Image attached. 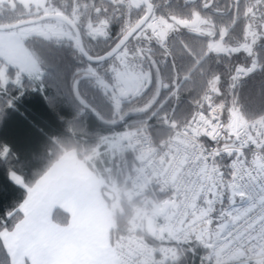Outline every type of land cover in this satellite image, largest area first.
Returning <instances> with one entry per match:
<instances>
[{"label":"clouds","instance_id":"clouds-1","mask_svg":"<svg viewBox=\"0 0 264 264\" xmlns=\"http://www.w3.org/2000/svg\"><path fill=\"white\" fill-rule=\"evenodd\" d=\"M43 3L44 0L37 2L41 12ZM46 3L49 9L55 10L53 0H46ZM120 4L127 7L125 0H120ZM138 5L137 15H142L149 5L155 15L157 5L152 0H138ZM106 19L112 20L111 17ZM116 19L123 33L128 21ZM205 20L207 23L202 27L209 34L208 39L220 40L224 25L216 23L212 15H206ZM88 35L91 37L89 51L104 42L92 37L91 33ZM105 37L111 39V28L105 30ZM36 39L39 38L33 36L26 40L24 46L32 51L31 44ZM45 42L58 47L55 41ZM237 47L239 43L233 44L229 52ZM88 54V51L83 52L85 56ZM200 59L205 57L201 55ZM208 59L216 67L200 68L205 84L196 104L203 108L204 101L210 100L224 125L229 124L232 113H238L244 121L241 134L246 135L249 127L257 132L258 144L249 152V163L264 171V163H261L264 162V138H261L264 137V94H261L257 112L249 111L244 98L249 76L257 71L264 73V59L256 50L251 57L246 54L247 63L234 62L228 52ZM190 75L191 69L180 76L174 74L171 80L161 75L140 95L121 96L119 108H115L107 121L123 126L108 134L90 130L82 114L77 113L71 119L60 117L63 134L49 135L41 151L33 153L30 159H22L7 145L0 144V150L5 146L10 150L7 159H0L7 166V176L16 172L26 178L30 187L37 189L70 151L63 144L65 139L74 137L77 160L91 173L100 200L112 211L109 242L120 264H260L264 260V224L261 223L264 198L255 203L242 198L241 204L233 207L235 201L230 197L228 207L219 212L215 208L216 200L208 199V192L213 190L209 185L223 178L221 169L233 168L237 175L240 174L242 163L227 164L221 155L239 149L227 143L223 148H210L199 136L180 140V133L171 127L169 114L164 111L168 104L180 98L177 81H188ZM7 106V103L0 104V115L5 113ZM150 118H155L159 125L156 131L166 132L158 140ZM205 152L213 156L211 163L207 162ZM216 155L221 158L216 159ZM33 163L38 166L31 167L29 174ZM142 176L146 177L143 182ZM25 199L27 193L23 192L22 199H13L5 207L0 215V232L13 233L17 230L15 225L26 219L21 210ZM9 219L12 223L4 228ZM68 219L70 217L60 223ZM251 224L256 226L254 235L250 233L255 241L251 248L247 247V237L244 241L235 236L233 240L227 239L234 233L247 232Z\"/></svg>","mask_w":264,"mask_h":264},{"label":"trees","instance_id":"trees-1","mask_svg":"<svg viewBox=\"0 0 264 264\" xmlns=\"http://www.w3.org/2000/svg\"><path fill=\"white\" fill-rule=\"evenodd\" d=\"M152 2L157 5L153 16L159 17L169 25L168 34L165 35L164 39H152L148 29L142 32L143 28L123 50L127 49L133 55L142 56L138 61L142 69L146 70L148 68L145 64L146 61L152 62V79L146 89L151 88L161 75L171 80L174 74L180 76L191 69L188 81L182 79L177 81L180 84L179 100L168 104L164 109L169 114V121L180 127L194 118L199 108L196 100L199 98L205 84V78L200 73V68L205 66L216 67L214 62L208 58L222 55L205 51L209 34L202 27L204 23H201V20H205L206 15H212L215 17L216 23L228 28V34L222 40L223 43L230 46L237 43L240 45L244 39L247 22L243 15V6L252 3L253 0H240L242 5L240 11H237L235 7L236 0H152ZM54 3L61 10L66 7L68 13L71 12L74 4L80 5L81 12L84 11L83 5L87 4L89 6L86 21H84L83 16L78 21H73L70 16L67 17L77 27H80L81 22L85 24L95 22L98 25L100 21L108 17L112 18L111 21L106 19L108 22L105 24L108 28H111V39L104 37V39H101L104 41L103 43L91 47V51H89L90 39L83 38L82 45L91 57L106 53L145 13L144 10L142 15H137L135 9L139 5H134L129 0H125L126 8L121 6L120 0L118 5H113L111 1L103 2L100 0H54ZM205 3L213 5V7L206 9L203 7ZM92 5L100 10L99 14L92 8ZM113 9L115 10L114 14ZM218 11L223 15H219ZM197 12L200 14L199 19L195 14ZM236 16L239 19L233 26L232 19ZM28 17H32V15H29L19 4L12 9L0 7V24H11L25 20ZM116 18L128 21L127 28L123 33L119 29ZM194 18L198 19L196 27L198 31H194V27H179L172 21V19H175L181 22H190ZM229 25L230 27H228ZM115 28L118 29V36L115 40H112V31ZM138 34L140 35L138 36ZM31 39L32 37L27 40ZM45 41H55L58 47ZM159 41L162 43H158ZM31 50L38 58L42 69L38 80H30L26 76L17 78L15 77L16 69L12 67H7L4 85L1 84L0 79V104H8L5 113L0 115V120H2V123H0V144L7 145L12 152L19 154L22 159H30L33 153L38 154L41 151L49 135L63 134L64 125L59 121L60 117L71 119L77 113L82 114V118L86 121L89 129L97 131V134H108L123 126L122 124L114 125L107 121V117L114 111L115 107L111 95L98 84V76L85 71L89 67L107 69L106 73L103 72L105 79L109 82H117L120 85L118 76L123 75L117 72L115 78L112 77L115 72L112 67L115 58L101 65H89L83 60L77 48L71 42L57 39H36L32 41ZM255 50L258 56L264 59V41L257 43ZM201 55L205 57L204 60L200 59ZM229 55L233 56L234 62L247 63L246 53L244 52L230 53ZM2 66L3 63L0 59V71ZM22 78L23 87H19L17 81ZM134 78L136 76L133 73H128L126 79L131 80ZM138 82L135 81V84ZM5 86H7V90L4 92ZM261 94H264V73L257 71L249 76L244 89L245 103L249 111H259ZM232 114L243 121L238 113ZM177 121H179V124ZM150 123L153 125L154 136L157 140L160 136L166 135L163 129L156 131L159 129V125L156 123L155 118H150ZM63 144H66L70 151L75 152L76 140L74 137L66 138ZM129 160H131V157H129ZM36 166L38 164L33 163L29 167V174L31 167ZM121 166L123 167V165ZM129 167H131V164H129ZM221 171L225 183V197L217 212L228 207L230 197L235 203L240 202V198H237L234 194L228 170L221 169ZM22 198L23 189L14 185L8 179L7 166L0 160V215H3L5 207L13 199L20 200ZM66 217H69L68 213L59 208L52 212V220L56 224L66 225L69 219L66 223H60ZM0 241H2L1 236Z\"/></svg>","mask_w":264,"mask_h":264},{"label":"rangeland","instance_id":"rangeland-1","mask_svg":"<svg viewBox=\"0 0 264 264\" xmlns=\"http://www.w3.org/2000/svg\"><path fill=\"white\" fill-rule=\"evenodd\" d=\"M129 1L130 3L138 6V0ZM37 2L38 0H2V2H0V6L5 4L12 9L16 5L21 4L22 6L32 8L34 12L33 14H35L37 13ZM159 21L160 25L154 28V30L157 31L156 36H151V31L154 30L148 23L144 27L142 32L148 29L149 35L152 39H164L165 35L168 34L167 30L169 29V25H167L160 18ZM197 24L198 23L193 26L194 31H198V28H196ZM98 25H101V23H99ZM42 32L46 33V35H42ZM139 35L140 34H138V36ZM33 36L44 39H70L69 31L62 27V25L54 23L52 21H49V23L47 24L38 23L35 25L17 28L11 31H0V59L3 63L0 71V79L2 85L5 84L7 67L16 69L15 77L17 78H21L23 76L35 80H38L40 78L42 69L39 65V60L31 51L28 50V48L24 46V42L28 38ZM158 43L162 42L159 41ZM218 43L224 50H214V46ZM231 47L232 46L223 43L221 39H209L206 42L205 51L214 54H224L226 52H228L229 54L237 53L229 52V49ZM140 58H142V56L135 54L133 55L127 49H125L115 57V60L112 64V67L115 69V72L112 76L113 78H115V74L117 72H120L125 79L128 77V73H133V75L136 76L135 81L139 82L137 84H135V81L132 82V96L140 95L148 87L152 79V62H145L146 66H148V68L145 70L144 68L142 69L140 67V64L138 62ZM85 71L86 73L98 76V84L110 93L113 102V98L119 101L120 97L117 95V92L122 93L124 90L117 82H109L107 81V79H105V75H103V72L107 71V69H96L89 67ZM114 105L115 110V102ZM69 155L73 156L76 155V153L74 151H71ZM70 181L72 182L71 190L73 191V195L70 198L69 206L71 208V214L75 215L71 227L74 230L78 231V234L75 237L76 242L73 241V243L75 242L74 246L94 245V247L102 251L111 249L109 242V228L111 224L112 211L100 200L99 196L93 192L94 188L92 184L86 185L87 192L85 196L81 195L77 197L74 193L77 190V187L80 185V181L91 182L94 181V178L92 176H88V178L85 179L84 177H81L80 174H78L75 175V177ZM72 255L74 256V253H72ZM107 257L113 258L109 254H107ZM103 259L104 255L101 259H97V263L101 262ZM13 260H15L16 262V259H14V255ZM28 260L31 264L32 262H34L33 257Z\"/></svg>","mask_w":264,"mask_h":264},{"label":"crops","instance_id":"crops-1","mask_svg":"<svg viewBox=\"0 0 264 264\" xmlns=\"http://www.w3.org/2000/svg\"><path fill=\"white\" fill-rule=\"evenodd\" d=\"M70 152L62 157L37 187L28 205L27 224L12 234L1 236L5 248L16 259V262L13 260L14 264H31L28 259L32 257V264H117L111 244V249L105 251L94 245L74 246L78 231L71 227L75 215L71 214L69 206L73 195L70 180L78 174L85 179L92 175L77 160L76 155H69ZM89 184L93 185V192L98 195L95 181H80L75 196H85L86 185ZM57 208L68 213L70 219L66 225L53 222L52 212ZM107 254L113 258L107 257ZM103 255L104 259L97 263V259Z\"/></svg>","mask_w":264,"mask_h":264},{"label":"built area","instance_id":"built-area-1","mask_svg":"<svg viewBox=\"0 0 264 264\" xmlns=\"http://www.w3.org/2000/svg\"><path fill=\"white\" fill-rule=\"evenodd\" d=\"M150 25L154 30V28L160 25L159 19L153 18ZM151 32L152 36L157 35L156 30ZM169 123L173 129H177L180 133V140L189 136H199L210 148H223L227 143L234 144V146L239 149V151L221 154L225 157V162L227 164H231L233 161H235L236 164L242 163L239 175L234 172L233 168H228L234 194L237 198H240V202H236L233 207L240 205L242 198L245 202L250 201L253 203L264 198V171L257 170L249 163L251 159L249 152L251 149L256 148L258 142L257 132L249 127L247 134L242 135L240 129L244 121L232 117L228 125L221 124L218 119V113L213 110L211 101L207 100L204 101L203 108H198L195 117L184 125L177 127L170 121ZM217 141H219V144H217ZM244 141H247V143H244ZM204 155L207 157V162L211 163L213 156L208 155L207 152H205ZM221 155H216L215 158L219 159ZM148 175H150V173H148ZM145 179L146 177L144 176L140 177L141 182ZM209 187L213 190L208 192V199L216 200L215 208L217 210L223 203L225 197L224 178L215 184L209 185ZM114 254L117 264H120L119 256L115 252Z\"/></svg>","mask_w":264,"mask_h":264},{"label":"snow or ice","instance_id":"snow-or-ice-1","mask_svg":"<svg viewBox=\"0 0 264 264\" xmlns=\"http://www.w3.org/2000/svg\"><path fill=\"white\" fill-rule=\"evenodd\" d=\"M0 2H2V0H0ZM40 7L43 8L42 12L39 11L38 6L36 5L37 15L41 16V17L50 16V15H52V13L54 11H56V10H52V9L48 8L46 0H44V3L42 5H40ZM203 7L208 9V8L213 7V5H209V4L205 3L203 5ZM235 7H236L237 11L241 10L242 5L240 4V0H236ZM83 8H84V11L81 12L80 5L74 4L71 12L70 13L65 12V16L66 17L70 16L73 21H78L82 16H85L88 14L89 6L87 4H85V5H83ZM92 8L96 10L97 14H99L100 10L98 8H96L95 5H92ZM148 10H149V12L152 11V5L148 6ZM60 11H63V10H60ZM57 14H59V13H57ZM195 14H196L197 18L199 19L200 14L198 12ZM218 14L223 15V13H221L219 11H218ZM243 15L245 16V18L247 20L246 25H245L244 39H243V42L240 43L239 47L233 48L232 51L233 52L243 51L249 57H251V56H253V54L255 52V46L257 45V43L264 41V0H253L252 3L244 5L243 6ZM238 19H239L238 16H236L232 19L233 26H235V23L237 22ZM107 22L108 21L106 19L103 21H100L101 24H106ZM146 22L147 21H145V23ZM201 23H207V21L202 19ZM23 26L24 25H21V27H23ZM89 27H92V25L89 24ZM220 33H221V40H223L228 34L227 26H223L220 30ZM41 34L46 35V33H44V32H42ZM214 50L222 51L224 49L218 43L217 45L214 46ZM253 67H255V62L253 63ZM17 85L19 87H23L22 79H19L17 81ZM213 89L215 90V82H213ZM5 90H7V86H5ZM113 99H114V102L116 104V108H119V101L115 100V98H113ZM81 103H83V101H81ZM257 144H258V142H257ZM9 151H10L9 148L6 146L2 150H0V159H7ZM8 179L14 185L23 189V192L27 193V199H25L23 201V203L21 204V210L24 212L26 219L21 224L15 225L16 229H21L23 226H25L27 224L28 205H29L30 201H32L33 195H34L36 189L30 187L27 184L26 178L22 177L21 175L17 174L16 172H12L9 175ZM11 223H12V220L9 219L5 222L3 227L7 228V226ZM261 223L264 224V220H261ZM255 227H256L255 224H251L248 227L247 232L234 233L233 235L227 236V239L233 240V236H235V238L237 240L244 241L245 237H247L248 238L247 239V247L251 248L252 245L255 243V241L252 239V236L250 235V233L254 235ZM8 234H12V233L0 232V236H5ZM0 250H2V252H0V264H14L12 256L10 255L8 250L6 248H4L2 241H0ZM253 251H254V249H253ZM260 264H264V260L260 261Z\"/></svg>","mask_w":264,"mask_h":264},{"label":"water","instance_id":"water-1","mask_svg":"<svg viewBox=\"0 0 264 264\" xmlns=\"http://www.w3.org/2000/svg\"><path fill=\"white\" fill-rule=\"evenodd\" d=\"M106 1V0H104ZM153 14V9L151 12H149L148 8L145 9L144 15L134 24L132 25L123 35L122 37L104 54L97 56V57H91L89 55L85 56L83 55V52H86L82 42L81 38L78 32L77 27L66 17L59 15V14H52L50 16L46 17H37V18H30L21 20L15 23L11 24H0V31H11L17 28H21V25L29 26V25H35L38 23H42V21H58L65 25H67L75 34L76 36V47L80 55L82 56L83 60L88 63L89 65H101L103 63L111 61L129 42L130 40L139 32L143 27L147 24L149 19L151 18ZM145 21H147L145 23ZM174 24H176L179 27L182 28H191L196 23H198V19L194 18L190 22H181L175 19H172ZM136 78L128 80L125 79L123 76H118V81L120 82L121 87L124 89V92H117V95L119 97L121 96H128L131 95V84L133 81H135Z\"/></svg>","mask_w":264,"mask_h":264},{"label":"flooded vegetation","instance_id":"flooded-vegetation-1","mask_svg":"<svg viewBox=\"0 0 264 264\" xmlns=\"http://www.w3.org/2000/svg\"><path fill=\"white\" fill-rule=\"evenodd\" d=\"M56 1V0H55ZM100 1H103V2H112L113 5H118V1L119 0H100ZM21 5V4H19ZM22 6V5H21ZM0 7H8L6 6L5 4L0 6ZM29 15H32V17H28L27 19H30V18H37V17H40L37 15V13L33 14V10L32 8H28L26 6H22ZM53 7L56 11H54L52 14H57L59 13V15H62L65 17L64 13L66 12L65 10L63 11H60L61 8L59 6H57V4L54 3V0H53ZM114 8V7H113ZM66 9V7L64 8ZM115 13V10L113 9V14ZM35 15V16H34ZM114 17V16H113ZM67 18V17H66ZM84 18V21L87 20V15L83 16ZM70 20V19H69ZM71 21V20H70ZM54 23H57V24H60L62 25V27H64L65 29H67L69 31V35H70V39H65V38H59L57 40H64V41H67V42H71L75 47H76V36L75 34L73 33V31L65 24L61 23V22H58V21H52ZM72 22V21H71ZM73 23V22H72ZM74 24V23H73ZM89 24L92 25V27H89ZM75 25V24H74ZM80 27H77L78 29V32H79V35H80V38H81V42L83 41V38H89L91 39V37L88 35V33H91L92 37H98L99 39H104L105 37V30L108 28L105 24H101V25H96L95 22H87L86 24L81 22L80 24ZM112 40H115L116 36H118V29L115 28L114 31H112ZM83 44V42H82ZM77 48V47H76ZM108 51V50H107Z\"/></svg>","mask_w":264,"mask_h":264}]
</instances>
